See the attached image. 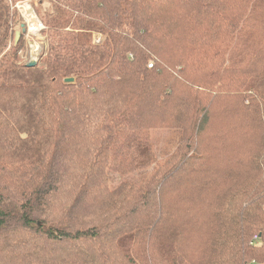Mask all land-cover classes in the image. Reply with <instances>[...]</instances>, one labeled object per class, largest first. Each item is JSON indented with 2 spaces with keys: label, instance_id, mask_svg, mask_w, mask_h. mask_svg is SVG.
Here are the masks:
<instances>
[{
  "label": "trees",
  "instance_id": "obj_1",
  "mask_svg": "<svg viewBox=\"0 0 264 264\" xmlns=\"http://www.w3.org/2000/svg\"><path fill=\"white\" fill-rule=\"evenodd\" d=\"M16 2L0 264H264V0H37L34 66Z\"/></svg>",
  "mask_w": 264,
  "mask_h": 264
},
{
  "label": "rangeland",
  "instance_id": "obj_2",
  "mask_svg": "<svg viewBox=\"0 0 264 264\" xmlns=\"http://www.w3.org/2000/svg\"><path fill=\"white\" fill-rule=\"evenodd\" d=\"M25 0H17L15 7L19 6L20 7V2H24ZM29 4H26L24 6V17L27 20L28 26L26 25V34L24 35L23 38V50L20 51V54H22V59L23 62H27L28 59L30 58V54H31V49H30V44L33 43L34 41L38 43L39 47H40V54L41 52L43 53V50L46 49V32L41 31V23L38 20V16L36 14V5H37V0H28ZM25 23V21H24ZM9 51H11V47L9 48ZM9 52H5L2 55H0V65L3 64V62L7 59V56ZM7 55V56H6ZM153 137H154V143L155 145L161 150L166 148V146H169L170 150V146H171V142L170 140H174V134L170 131L167 130H156L153 131ZM171 143V144H170ZM144 175L141 177H138L137 179L134 177L132 178L131 176H127V177H123L120 178L119 176H117V182L113 181L112 185L113 187H115V185H117L118 182L120 181H125V180H129V181H134L137 182L139 184L144 183L143 180L147 179L148 177L146 176V174L149 175L148 172H144Z\"/></svg>",
  "mask_w": 264,
  "mask_h": 264
},
{
  "label": "built area",
  "instance_id": "obj_3",
  "mask_svg": "<svg viewBox=\"0 0 264 264\" xmlns=\"http://www.w3.org/2000/svg\"><path fill=\"white\" fill-rule=\"evenodd\" d=\"M22 4H23V2H20L19 5H22ZM16 8L20 11L22 18H23L24 21H25V25L28 26V24H26V23H27V20H26V18L24 17V15H23V13H22L20 7H19V6H16ZM38 20H39L40 23H41V31H44V32H45V27H44L43 23L41 22V20H40L39 18H38ZM26 28H27V27H26ZM97 41H98V40H97ZM30 49H31V54H30V58L28 59L27 62H23L22 54H19V58H20V60H21V63L25 64L26 66H29V64H34V65H35V64L37 63V61L39 60V57H40L41 54H42V52H41V54L39 53V52H40V47H39L38 43L35 42V41H34L33 43L30 44ZM256 239H257V237L255 238V240H256Z\"/></svg>",
  "mask_w": 264,
  "mask_h": 264
},
{
  "label": "water",
  "instance_id": "obj_4",
  "mask_svg": "<svg viewBox=\"0 0 264 264\" xmlns=\"http://www.w3.org/2000/svg\"><path fill=\"white\" fill-rule=\"evenodd\" d=\"M16 37H17V40H19L20 34L17 33ZM29 66H34V64H29ZM66 81H67V83H72V82H74V79H67Z\"/></svg>",
  "mask_w": 264,
  "mask_h": 264
}]
</instances>
